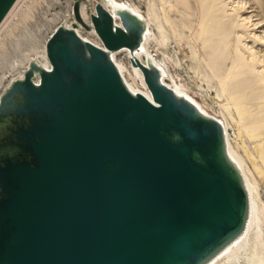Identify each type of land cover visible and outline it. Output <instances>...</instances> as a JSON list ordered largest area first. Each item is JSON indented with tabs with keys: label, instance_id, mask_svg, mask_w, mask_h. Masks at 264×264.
I'll list each match as a JSON object with an SVG mask.
<instances>
[{
	"label": "water",
	"instance_id": "obj_1",
	"mask_svg": "<svg viewBox=\"0 0 264 264\" xmlns=\"http://www.w3.org/2000/svg\"><path fill=\"white\" fill-rule=\"evenodd\" d=\"M17 1L0 0V26ZM114 13L97 3L89 25L76 2L51 70L31 62L0 98V264H208L247 228L223 125L135 57L145 20ZM121 50L152 100L124 82Z\"/></svg>",
	"mask_w": 264,
	"mask_h": 264
},
{
	"label": "rangeland",
	"instance_id": "obj_2",
	"mask_svg": "<svg viewBox=\"0 0 264 264\" xmlns=\"http://www.w3.org/2000/svg\"><path fill=\"white\" fill-rule=\"evenodd\" d=\"M78 1L81 7H85L91 24L90 15L102 0H21L7 21L9 23L0 32V98L12 82L24 76L31 60L43 61L47 41L55 30L76 22L74 6ZM130 1L144 15L152 13L156 19L152 21L150 30L156 33L157 39L149 44L150 50L166 54L167 58H160L171 75L170 83L174 77L208 115L229 121L231 145L243 158L247 174L258 193L256 207L259 220L247 246L248 255L252 258L255 252L260 253L264 264V58L260 57L264 56V0H245L246 5L240 3L241 0ZM209 8H212L210 14L214 17V34L227 32L229 42L226 51L217 47L221 51L215 56L242 57L254 68L252 79L258 86L246 101L245 109L261 119L239 114L232 99L231 86L221 88L219 79L212 72L214 70L220 77L219 63H212V58L207 62L209 57L201 55L197 37L201 18L208 15ZM221 17H225L223 21ZM158 27H162L165 34L159 32ZM80 33L91 41H100L92 30L82 27ZM126 55L125 52L120 53L118 60L126 62ZM127 79L137 89H143L140 81L132 80L129 75Z\"/></svg>",
	"mask_w": 264,
	"mask_h": 264
},
{
	"label": "bare ground",
	"instance_id": "obj_3",
	"mask_svg": "<svg viewBox=\"0 0 264 264\" xmlns=\"http://www.w3.org/2000/svg\"><path fill=\"white\" fill-rule=\"evenodd\" d=\"M198 2L199 0H194ZM21 0H18L7 18L4 20V22L0 26V32L4 29L5 24L9 23L10 17H12V13L14 10L17 8ZM203 2H206V0H203ZM105 8H107L111 13L115 14L116 8H130L132 12L143 18L146 22V32L144 35L143 43L141 44L140 50L135 53V57L140 60L143 64L146 66L149 65L150 62H152L155 66L159 68V71L161 73V81L162 83L169 87L170 89L174 90V92L178 96H185L188 98L193 104H195L201 112L204 114L208 115V112L205 111V109L202 107L199 102L194 99L189 93H187L184 89L181 83H178L174 77H171V82L169 81V74L167 66L162 63V59L160 56H165L166 54H161L157 51V53L153 52L150 50V43L153 42L156 37V33L153 34L150 30V26L152 21L155 22L156 20L154 18V15L152 13L148 15H144L139 9H137L134 4L130 0H102L100 2ZM243 5L246 3L245 0H241ZM246 5V4H245ZM212 8H209V12L207 13L208 15L203 16L201 18L200 22V33L197 37V43L199 45L201 55L202 56H207L209 57L207 59V62H210V59L212 58V63L218 62V70L220 71V77L219 75L212 70L214 75L219 79L221 88H224L225 85H230L231 86V95L233 101H235V105L237 106V109H239V114L244 116H249L250 118H253L255 120L261 119L259 115H255L250 113L249 111L245 109L246 101L250 98V96L254 93V90L256 86H258L257 82L253 81V74H254V68L249 64L248 62L245 61L242 57L235 58L234 56H215L217 55V52L222 49L223 51H226L228 49L229 42L227 41V32L222 31V34H214L215 28L214 24L212 23V20L214 17L211 16L210 11ZM14 14V13H13ZM81 16L83 20L89 24L88 22V17L85 12V7H81ZM116 18V16H115ZM225 17H221V21L224 20ZM74 24V22L72 23ZM72 24L68 26H64L66 28H72ZM90 25V24H89ZM82 27L80 26L77 28V33L81 38H83L86 41H89L97 46L102 47V44L100 41L94 42L91 41L87 38H84L83 35L80 33V29ZM154 29V28H153ZM159 32L162 34L164 33V30L162 27H158ZM157 30V31H158ZM163 30V31H162ZM154 31V30H153ZM158 32V33H159ZM94 35L96 33L92 31ZM152 33V34H151ZM165 34V33H164ZM153 35L154 37H152ZM161 35V34H160ZM223 36V37H222ZM263 36V35H262ZM261 38V37H260ZM159 40V39H158ZM155 42V41H154ZM157 43V42H156ZM221 47L220 49L217 47ZM217 49V50H216ZM221 51V50H220ZM127 53V58H132L131 53L129 50H121L120 52H115L112 53V58L113 61L115 62L117 68L119 69L121 76L123 77L124 82L128 86V88L133 92V93H140L152 100L151 94L147 88V85L144 81V77L142 72L138 69L135 68L131 63L127 65L121 60H118V55L120 53ZM257 54V53H256ZM42 55V54H41ZM43 56V55H42ZM166 57V56H165ZM261 58H264V56H260ZM167 58V57H166ZM169 58V57H168ZM43 61L38 60V59H33L31 62L37 63L39 66L46 68L47 70H51V65L46 57V49L44 52L43 56ZM167 62V61H166ZM165 62V63H166ZM166 67V68H165ZM27 69V68H26ZM24 74V73H23ZM127 75L129 77H132V80L135 81H140L142 90L137 89L134 87L130 81L127 79ZM20 77L19 79H22ZM18 79V80H19ZM38 79H36L37 82ZM140 88V87H139ZM209 116V115H208ZM263 119V118H262ZM216 120H219V122L223 125L224 130H225V135L227 139V146H228V152L230 158L235 162V164L238 166L240 171L242 172L248 190H249V196H250V218H249V223L247 225V228L245 232L240 235L231 245H229L223 252H221L217 257H215L212 261H210L208 264H263V259L261 257V254H257L256 252L253 254L252 258L248 255L247 246L250 245L251 243V238H252V232L255 231L258 225V220H259V213L257 214V207H256V202H257V187L255 183H253L248 176L249 173L247 174L246 171V166L244 163L243 158L239 155L237 151L234 150L233 146L231 145V140L229 139V121L227 122L226 118L225 121H222L219 118H216ZM258 216V217H257ZM245 249L247 250L245 253Z\"/></svg>",
	"mask_w": 264,
	"mask_h": 264
},
{
	"label": "built area",
	"instance_id": "obj_4",
	"mask_svg": "<svg viewBox=\"0 0 264 264\" xmlns=\"http://www.w3.org/2000/svg\"><path fill=\"white\" fill-rule=\"evenodd\" d=\"M130 57L129 58H127V60H126V62H124V63H126L127 65H129L131 62H130Z\"/></svg>",
	"mask_w": 264,
	"mask_h": 264
}]
</instances>
